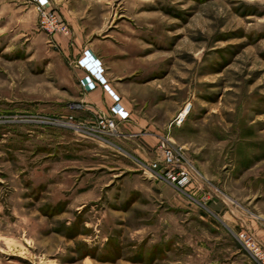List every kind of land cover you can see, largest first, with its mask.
Masks as SVG:
<instances>
[{"label":"rangeland","instance_id":"obj_1","mask_svg":"<svg viewBox=\"0 0 264 264\" xmlns=\"http://www.w3.org/2000/svg\"><path fill=\"white\" fill-rule=\"evenodd\" d=\"M142 1L157 23L125 61L153 52L142 77L154 79L161 138L204 180L179 190L146 172L161 138L145 154L141 139L79 127L91 123L68 104L55 41L70 36L43 32L29 0H0V264H260L238 236L264 245L243 221L264 222V0ZM138 2L112 0L108 13L132 16ZM78 4L75 20L101 30L97 0Z\"/></svg>","mask_w":264,"mask_h":264},{"label":"crops","instance_id":"obj_2","mask_svg":"<svg viewBox=\"0 0 264 264\" xmlns=\"http://www.w3.org/2000/svg\"><path fill=\"white\" fill-rule=\"evenodd\" d=\"M30 1V0H29ZM56 10L62 14V18L69 24L72 35L70 37H56L58 42L59 52L66 60L67 80L70 90L73 95L70 98L69 105L78 104L82 109L77 118L86 124L92 123L97 116L108 114L111 106L114 105L112 98L101 87L93 92H84L80 86V79L84 76V71L76 66V61L81 58L85 50H89L92 55L99 58L105 68V78L110 88L120 96V103L130 112V119L121 127L120 136L126 139H141L143 147L141 152L147 153L151 150L146 144L147 139H160L162 137L163 123L161 113L156 112V92L153 86H149L154 79H145L142 77L146 73V60L152 53L138 55L137 58H142L141 63H131L125 61L131 49H144L147 44L141 40V36L148 31H152L157 23L155 20H148L144 17V11L140 8L144 7L142 0H139V9L129 15L121 14L119 18H115L110 11L109 4L112 0H97L98 12L101 15H107L106 22L103 28L91 25L90 20L77 21L74 18L75 13L79 9L78 0H51ZM81 3H89L91 0H79ZM78 4V6H77ZM161 10V9H160ZM58 11V12H59ZM128 12V11H127ZM143 12V13H142ZM142 14V15H141ZM143 47V48H142ZM142 48V49H141ZM129 63L128 64H126ZM156 80V79H155ZM154 109V110H153ZM149 111L157 114L156 119L152 120L149 117ZM169 127V126H168ZM167 124H165V131ZM162 129V130H161ZM158 144V142H157ZM156 144V145H157ZM158 148V147H157ZM140 150L135 149L127 151L128 154H137ZM158 157V152L156 149ZM208 202L213 199L208 196ZM210 204H212L210 202ZM212 206V205H211ZM247 219V218H246ZM249 227L254 225L259 234L264 235V227L260 221L255 222L252 219L243 220ZM235 225H238L235 223Z\"/></svg>","mask_w":264,"mask_h":264},{"label":"built area","instance_id":"obj_3","mask_svg":"<svg viewBox=\"0 0 264 264\" xmlns=\"http://www.w3.org/2000/svg\"><path fill=\"white\" fill-rule=\"evenodd\" d=\"M31 4L39 16L40 29L50 37L57 34L71 36L72 30L69 24L57 15V10L51 0H30ZM76 66L84 71V76L79 83L84 92H93L101 86L112 98L114 105L110 107L108 114H101L91 123L89 128L85 124L78 126L86 128L95 136H117L120 135L121 126L130 119V112L120 103V96L107 84L105 78V68L102 61L92 55L89 50H85L81 58L76 61ZM74 109L81 110L82 106L74 104ZM181 113L174 120L176 125H180ZM158 158L149 163L142 164V168L149 172L154 178L164 180L179 190H184L193 183L198 184L204 180L193 163L184 153V148L171 143L167 138H161L158 148ZM245 249L254 256L260 264H264V245L259 242L251 233H241L238 236Z\"/></svg>","mask_w":264,"mask_h":264},{"label":"trees","instance_id":"obj_4","mask_svg":"<svg viewBox=\"0 0 264 264\" xmlns=\"http://www.w3.org/2000/svg\"><path fill=\"white\" fill-rule=\"evenodd\" d=\"M158 251H159V252L163 251V250H162V247H161V246H158V245H157V246H154V247L152 248V255H153L152 257L156 256V253H157ZM139 255H140V254H139Z\"/></svg>","mask_w":264,"mask_h":264},{"label":"bare ground","instance_id":"obj_5","mask_svg":"<svg viewBox=\"0 0 264 264\" xmlns=\"http://www.w3.org/2000/svg\"><path fill=\"white\" fill-rule=\"evenodd\" d=\"M189 113L187 112V110H183V112L181 113V119H185V117H187Z\"/></svg>","mask_w":264,"mask_h":264}]
</instances>
